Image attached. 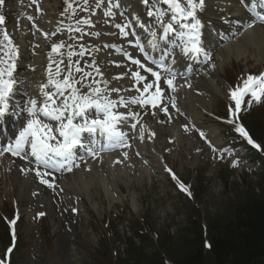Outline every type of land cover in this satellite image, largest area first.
I'll list each match as a JSON object with an SVG mask.
<instances>
[{"label":"rangeland","instance_id":"374dc122","mask_svg":"<svg viewBox=\"0 0 264 264\" xmlns=\"http://www.w3.org/2000/svg\"><path fill=\"white\" fill-rule=\"evenodd\" d=\"M11 5H14V1L11 2ZM13 20L18 22V16L13 17ZM228 78L234 81L236 76L233 73H228ZM159 122L163 124L161 120ZM209 122L219 126L220 130L215 131L216 140L223 142L224 129H221L220 124L214 119L207 117L205 123ZM166 139L163 135L159 139V143L166 142ZM195 140L198 141V138L193 137V142ZM201 142L205 147V143ZM180 144H183V142H180ZM173 147L175 156L171 157V163L174 164L175 171L182 175L184 179H191L193 185L197 188H201L206 184L209 186L208 192L201 194L200 222L209 225V222L215 219H230V206L235 200L242 199V195H238V187H233L229 194L222 196L224 193L222 175L229 172L219 163L214 164L209 161L200 168L199 164L208 159L207 154L196 153V150L185 151L182 150L183 148L180 150V148H175V144ZM164 150L165 148L162 147L161 151L164 152ZM204 151H206L205 148ZM132 157L135 159V156ZM138 159L136 157V160ZM157 160L159 161L158 158ZM143 163L145 164V162L140 164ZM127 166L130 169L136 168L134 163H129ZM7 167L6 163L0 165L3 173H0V250L3 252L8 243L6 229L4 230L2 226L3 217L11 218L12 211L16 208L17 223L20 219L21 221L19 223V242L16 251L13 253L12 261H14V264H94V261L95 264H119V260L122 264H135L134 259L142 252L141 248L144 247L146 253L151 255L154 249L159 246L156 240L153 244L145 243L142 245L133 239L134 241L130 240L127 244L126 240L128 239L125 236H119L121 241L115 243L119 256L116 263L112 257V247L114 245L111 240H108L106 236L104 237L105 227L103 226L104 222L101 223V219L108 215L112 222H118L119 220H116L113 215L116 205L109 207L103 193L104 210L97 211L90 203L89 198L84 195L87 205L85 208L79 207L78 212H73V214L70 211H65L61 205L55 204L53 197L48 195L50 189L44 192L39 189L38 195V192L24 190L25 186L22 183L27 176L17 174L15 175L17 177L14 178L15 171L12 173ZM130 169H128L130 180H133L136 185L133 186L131 183L129 187H125L124 184L118 181L127 196V199L122 201L123 204L127 206L128 203L132 207L131 196L133 190H135L140 197L136 211L146 210L149 212L151 227L163 235L162 239L166 238L168 240L171 238L170 236H173L174 240L177 241L182 234H185L184 228L187 226L188 218L178 214L177 208L180 204L175 192L167 184L165 173H156L155 169L151 168L155 175H153L154 179L152 180L149 170L145 173L141 169L134 170V172ZM31 197L33 200H31ZM47 204H49V207L46 206ZM67 205L71 210L74 207L73 203ZM91 207L95 211L92 210L90 214ZM104 212L107 214L105 215ZM41 213L43 215H40ZM139 214L141 213H137V215ZM64 215L66 218L62 220ZM129 223L131 229L134 228V225L138 226L135 229L138 230V233L139 230L143 229V222L141 223L139 219L133 218ZM167 246L169 249H173L170 245ZM181 251H183V248Z\"/></svg>","mask_w":264,"mask_h":264},{"label":"snow or ice","instance_id":"6c2138e0","mask_svg":"<svg viewBox=\"0 0 264 264\" xmlns=\"http://www.w3.org/2000/svg\"><path fill=\"white\" fill-rule=\"evenodd\" d=\"M147 3V0H144ZM167 4L170 5L171 10L173 11L172 20H175L177 23H182L185 20L190 22L183 23L182 26L186 30L179 33V38L183 41L182 52L186 55L191 54L199 56L204 49L200 46V29L202 27L200 19L197 17V11L203 10L204 0H186V7L181 6V0H165ZM4 3V0H0V5ZM152 13H150L151 15ZM159 16H163L164 13H158ZM4 22V17L0 16V23ZM87 23V21H85ZM162 28V38H167L170 33L176 32V29L172 23H164L163 20L160 21ZM261 23H264V17L261 18ZM247 27H253L252 23H249ZM127 33H125L126 35ZM153 47L156 46L155 41L157 40V33H153ZM62 45H54L53 51H57ZM207 57L208 54L204 53ZM135 63H140L135 61ZM14 68V65L11 66ZM151 71V69H149ZM156 80H160V73H152ZM2 75V73H0ZM8 75L11 76V68L8 71ZM137 79H143L139 73L135 74ZM53 83H56L53 81ZM167 83L171 86L173 81L168 80ZM15 84L14 80L3 81L0 80V119H2L6 113L9 111L8 97L9 93L12 91V88ZM58 90L61 87L67 88L71 85L69 84L68 79H65L62 84H56ZM153 84H147L144 87V91L147 92L148 89L153 88ZM99 92V90H96ZM251 93L252 98L259 102L261 97L264 96V74L260 76H251L249 75L247 80L244 83L243 89H237L232 92V98L236 101V110H240L242 97ZM161 95V89L157 86L155 94L151 100L139 99L134 101L135 103H144L151 104L153 107L156 106V100L159 99ZM45 101L43 107L39 109L46 117H51L55 121L60 122L59 126V135L63 137V141L58 143L57 146H53L50 141L55 140L56 137L52 134L53 129L47 125L42 124L41 120L37 117V101L30 100V107L28 108V114L30 117L27 125L22 128L15 141L9 142L6 148V151L11 152L12 155L18 156L23 153L26 149H30L31 155L34 156L37 161L45 166H49L52 161L56 158H61L59 164L60 167L64 166L66 162L69 167L68 170L71 171V164L73 162V148L76 145L82 143L81 134L84 132L88 133H97L98 130L102 135L106 134L109 141H114L115 143L122 142L123 134L115 130V127L110 123L121 119L117 115H114L111 111L115 102L107 101L104 104H101L99 101H93L87 96L78 95L77 90L73 89L71 99L72 103L69 104L66 99L63 104L59 107L53 106L49 108V103L55 105V100L53 96L47 92H44ZM123 103V101H120ZM251 103V102H249ZM95 105V107L101 109L106 116L105 120L99 119H89L86 115V110ZM71 111L72 115L65 117V113ZM167 111V109H165ZM79 116L82 119V123H74V118ZM66 118V123H65ZM135 127V125H133ZM242 136L248 139L249 144H253L256 148H259L260 145L255 144L252 138L249 136L248 132L244 129L243 126H239L236 129ZM78 166V165H77ZM180 188L184 191L188 189L181 183ZM191 193H189L190 195ZM40 215H43L41 213ZM15 224V221L12 222ZM15 232L13 230V237ZM12 249H8V252L11 253ZM0 264H5V261L0 260Z\"/></svg>","mask_w":264,"mask_h":264},{"label":"trees","instance_id":"16d2710c","mask_svg":"<svg viewBox=\"0 0 264 264\" xmlns=\"http://www.w3.org/2000/svg\"><path fill=\"white\" fill-rule=\"evenodd\" d=\"M234 203L229 209L230 219H215L209 223L208 252H204L202 229L193 220L177 241L173 236L162 239L160 233L159 246L151 255L141 248L135 264H213L215 260L218 264H264L261 259L264 255V193L243 196ZM138 238L142 245L151 243ZM132 239L128 238L127 244Z\"/></svg>","mask_w":264,"mask_h":264},{"label":"bare ground","instance_id":"6f19581e","mask_svg":"<svg viewBox=\"0 0 264 264\" xmlns=\"http://www.w3.org/2000/svg\"><path fill=\"white\" fill-rule=\"evenodd\" d=\"M210 2V4L215 7H222L223 5L218 3V1L222 0H207ZM130 3H134L135 0H129ZM234 3V1L232 0V4ZM227 5L230 7H226L225 10H228L229 12H231V9L233 7V5ZM210 8V7H208ZM222 14H224V12H222ZM223 39H225V36H222ZM222 51V56L218 61V67H222L223 65L226 64L227 61H229L230 59H245L247 62L251 59H253L256 64H264V28L261 27H254L252 29H249L247 31H245L242 36H240L239 38L232 40L231 43H229L228 45H226L224 48L221 49ZM37 58V57H36ZM22 65V69L26 66V64H21ZM226 69V65L224 66V70ZM17 72L16 74H18L19 77V81L21 84L25 85L27 83L26 77L24 75H20L21 73V66L20 69H16ZM218 68H216V70H214V72L210 75L209 78H207V80L202 79L201 80V84L197 85V88H199L198 90L202 93L201 96L199 95H195L194 93H192V91H189L191 96L194 99H197L198 101H200L202 104L204 105H209V102H207L206 98H215L217 96H222L225 97V86H223L219 81H221L220 75L217 72ZM35 70H33L31 78H36L37 75L36 73H34ZM226 72V71H225ZM11 73H15V68L11 67ZM30 73V72H29ZM189 103H191V106L193 105L194 101H189ZM204 105H201L202 107L208 108ZM193 108V107H192ZM191 110H194L195 112H198L197 108H193ZM111 145V144H110ZM170 145L166 142V146L165 147H169ZM143 171V169H141ZM95 174H96V179L98 181V184L96 187L91 188L88 195L92 201V203L94 204L95 207L97 206H101L102 202L98 200V194H99V187H101L102 191L105 193L106 198L108 199L109 203L112 204L115 201L120 200L121 198H123L121 196L122 194V190L121 188H119V186L117 185V182L112 178L109 170L106 168V166L102 165L100 168L98 167L97 170H95ZM80 177V175H79ZM29 180V181H28ZM28 180H25L22 185L24 184V190L28 191L31 190V192H38L39 189H42L41 184H38L37 180L34 179H30L28 178ZM121 182L122 184L128 185L129 183H127L128 181L124 178L121 177ZM134 185H136L134 183ZM94 186V185H92ZM99 186V187H98ZM30 193V191H29ZM26 195V194H24ZM38 195V193H37ZM115 195H117V197H115ZM37 197V196H36ZM29 200V197L27 198ZM31 200L32 197H31ZM131 200H132V204L136 206H139V195L138 193L133 192L132 196H131ZM64 201L62 202V204L64 205ZM47 207H49V204L46 205Z\"/></svg>","mask_w":264,"mask_h":264}]
</instances>
